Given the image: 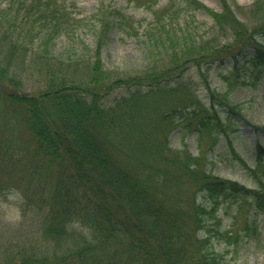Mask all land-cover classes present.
Masks as SVG:
<instances>
[{"label": "trees", "instance_id": "1", "mask_svg": "<svg viewBox=\"0 0 264 264\" xmlns=\"http://www.w3.org/2000/svg\"><path fill=\"white\" fill-rule=\"evenodd\" d=\"M157 2H144L152 21L139 24L140 32L130 15L113 7L100 19L97 45L86 59L57 51L63 12L54 0L4 6L0 0V188L18 194L24 217L0 226V264H228L211 247L212 240L231 236L216 213L227 200L251 209L233 241L257 238L264 180L249 187L214 174L206 169L205 154L173 147L167 138L180 123L188 130L197 115V140L207 131L213 140L222 133L231 142L240 124L264 131L228 98L236 83L257 86L264 77V27L245 35L246 23L236 21L228 0H218L219 11L197 0H168V10L155 7ZM252 5L264 9V0ZM188 9H202L218 27L244 36L237 47L220 50L226 56L216 57V65L225 61L237 73L224 91L205 80L208 105L179 76L176 56L195 43L180 21ZM113 30L142 40L148 65L142 74L105 72L101 47ZM170 55L174 64L160 68L158 60ZM37 61L43 86L24 90L23 73ZM78 67L87 74L80 81L64 73ZM116 88L125 91L109 98ZM178 93L180 104L158 117L161 125L156 119L145 127L144 118L140 124L146 103ZM253 145L264 174V145ZM182 183L189 190L186 205L177 192Z\"/></svg>", "mask_w": 264, "mask_h": 264}, {"label": "rangeland", "instance_id": "2", "mask_svg": "<svg viewBox=\"0 0 264 264\" xmlns=\"http://www.w3.org/2000/svg\"><path fill=\"white\" fill-rule=\"evenodd\" d=\"M9 1L11 0H2L1 5L9 4ZM145 1L147 0H54V4H58L63 12L60 21L62 31L56 38L57 51H62L63 56L81 54L86 59H92L97 45V34L101 26L100 19L105 17L113 7L130 15L133 24L140 32L139 24L144 26L152 21L151 12L146 8ZM197 1L216 11L220 10L218 0ZM175 2L180 3V0H175ZM228 2L231 4L233 13L237 16L236 21L241 25L242 22L246 23L245 26H242L245 35L254 31L255 28L264 27V9L253 8L254 0H228ZM167 3L168 0H158L155 7L163 10L167 7V10L172 8L168 5L164 7ZM180 21L184 30L193 35L195 43L188 51L178 52V56H176L178 67L181 68L179 76L190 85L195 97L208 105L209 102L205 98V80L210 87L224 91L226 84L233 81L237 73L225 61H222L223 64L216 65V57L226 56L227 53L220 52V50L224 49L226 52L230 46L231 48L237 47V43L244 36H234V30L230 27L227 29L218 27L212 17L202 9H188ZM106 36L109 41L105 38L107 42L101 47V60L105 72L114 77L125 78L142 74L148 66L144 64L143 60L142 40L139 41L136 36H126L115 30L108 32ZM171 56L158 60L157 64L161 63L158 66L167 69L173 65V62H169L173 60ZM214 58L215 60H212ZM174 72H171L170 79L174 77ZM64 73L80 77L79 81L87 76L85 69L79 67L74 70V73L70 70H64ZM43 76V69L37 61L35 66L27 68V71L23 73L22 89L27 91L39 89L43 86ZM124 91V88H116L112 90L109 98L118 96ZM181 98V93L169 94L161 96L159 100L146 103L142 107L146 108V111L145 113L141 112L140 124L144 118L145 127L149 126L150 122H155L156 119L161 125L162 121L158 117L173 105L180 104ZM228 98L231 102L238 104L239 110L246 120L255 125H264V77L261 78L257 86L250 83H236L229 90ZM193 104L196 103L193 102ZM151 115L153 116L151 117ZM197 117L198 115L190 119L191 124L188 130L182 126L183 123H180L168 131L167 139L171 146L183 147L182 149L200 157L205 154L206 169L221 177L237 180L249 187L264 180V174L260 170L261 166L255 164L253 145L257 141L260 145H264L262 129L253 130L249 126L240 124L236 135L231 137V142L222 133L217 136L216 140H213L207 131L197 140L198 131L195 129ZM186 184L182 183L177 187L182 205L189 202V190ZM5 188H0L2 190L0 191V226L17 225L24 220L18 207L20 197L12 189ZM3 189L9 190L8 193L5 194ZM219 206L216 213L221 218V229L231 233V236L212 240L211 247L216 252H221L224 261L228 264H264V214L259 213L255 219L257 238L252 239L242 235L239 241L235 242L232 235L235 231L242 233V223L251 217V209L248 210L246 205L237 208L236 202L231 200L223 201ZM2 228L4 227H0V229Z\"/></svg>", "mask_w": 264, "mask_h": 264}]
</instances>
